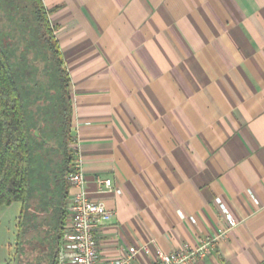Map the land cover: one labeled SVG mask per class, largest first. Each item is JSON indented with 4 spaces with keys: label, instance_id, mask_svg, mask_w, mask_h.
Masks as SVG:
<instances>
[{
    "label": "crops",
    "instance_id": "obj_1",
    "mask_svg": "<svg viewBox=\"0 0 264 264\" xmlns=\"http://www.w3.org/2000/svg\"><path fill=\"white\" fill-rule=\"evenodd\" d=\"M41 1L83 188L113 211L102 256L215 237L195 264H264V0Z\"/></svg>",
    "mask_w": 264,
    "mask_h": 264
},
{
    "label": "trees",
    "instance_id": "obj_2",
    "mask_svg": "<svg viewBox=\"0 0 264 264\" xmlns=\"http://www.w3.org/2000/svg\"><path fill=\"white\" fill-rule=\"evenodd\" d=\"M3 1L0 206L21 204L17 264H56L74 161L69 77L42 1ZM8 15L21 21V36L7 35Z\"/></svg>",
    "mask_w": 264,
    "mask_h": 264
},
{
    "label": "built area",
    "instance_id": "obj_3",
    "mask_svg": "<svg viewBox=\"0 0 264 264\" xmlns=\"http://www.w3.org/2000/svg\"><path fill=\"white\" fill-rule=\"evenodd\" d=\"M66 179L70 186L82 189L69 195L56 264H132L137 254V249L133 246L129 247L128 252L120 258H104L102 256L98 234L102 224L112 218L113 211L107 209L101 201L89 198L83 188L85 177L78 159L74 158L73 170ZM97 183L105 188L111 187V180L108 178L97 179ZM216 202L225 212L221 201L216 199ZM225 215L229 224L227 230H229L235 222L231 216L226 213ZM226 232H220L218 237L224 236ZM216 239L214 237L201 241L197 246L182 244L170 253L157 250V257L153 264H195L211 252ZM142 250L147 251L146 246L142 247Z\"/></svg>",
    "mask_w": 264,
    "mask_h": 264
},
{
    "label": "rangeland",
    "instance_id": "obj_4",
    "mask_svg": "<svg viewBox=\"0 0 264 264\" xmlns=\"http://www.w3.org/2000/svg\"><path fill=\"white\" fill-rule=\"evenodd\" d=\"M5 6L3 0H0V13ZM9 8V7H8ZM14 11V8L6 12ZM20 20H15L9 15L3 21L4 25L9 28L7 35H22L23 29ZM31 36H36L32 33ZM21 204L13 202L8 206H0V264H17L16 259V240H17V221L20 214Z\"/></svg>",
    "mask_w": 264,
    "mask_h": 264
}]
</instances>
